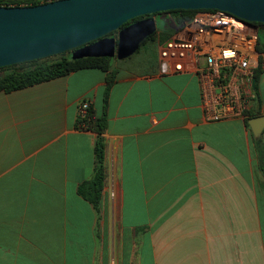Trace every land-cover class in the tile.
I'll return each mask as SVG.
<instances>
[{
    "label": "crops",
    "instance_id": "crops-1",
    "mask_svg": "<svg viewBox=\"0 0 264 264\" xmlns=\"http://www.w3.org/2000/svg\"><path fill=\"white\" fill-rule=\"evenodd\" d=\"M115 66L107 95L100 68L0 91V264H264V176L245 117L206 119L197 76L166 72L159 49L137 70ZM84 99L107 117L99 213L78 193L95 166Z\"/></svg>",
    "mask_w": 264,
    "mask_h": 264
},
{
    "label": "water",
    "instance_id": "water-1",
    "mask_svg": "<svg viewBox=\"0 0 264 264\" xmlns=\"http://www.w3.org/2000/svg\"><path fill=\"white\" fill-rule=\"evenodd\" d=\"M172 9H222L264 23V0H50L36 5H0V67L70 51L72 58L135 53L157 31L155 16L121 27L140 15ZM173 30L179 26L169 23ZM118 31L116 36H111ZM256 78H252V86ZM261 136L264 115L248 120Z\"/></svg>",
    "mask_w": 264,
    "mask_h": 264
},
{
    "label": "built area",
    "instance_id": "built-area-1",
    "mask_svg": "<svg viewBox=\"0 0 264 264\" xmlns=\"http://www.w3.org/2000/svg\"><path fill=\"white\" fill-rule=\"evenodd\" d=\"M159 42L166 72H191L198 78L204 117L218 121L245 117L252 105V78L260 67L259 27L222 9H197ZM89 101L78 104L79 128H87Z\"/></svg>",
    "mask_w": 264,
    "mask_h": 264
},
{
    "label": "trees",
    "instance_id": "trees-1",
    "mask_svg": "<svg viewBox=\"0 0 264 264\" xmlns=\"http://www.w3.org/2000/svg\"><path fill=\"white\" fill-rule=\"evenodd\" d=\"M50 0H0V5L15 6V5H36L44 3ZM195 10L192 9H172L165 12L164 19L167 23H170V19L180 21L183 18H188ZM158 13V12H157ZM140 15L125 22L121 27H124L132 22L145 17L155 16V14ZM259 27L258 31V45L257 48L260 52H264V42L261 41V28H264V23L254 22ZM118 31L112 32L111 36H116ZM155 33V32H154ZM153 33V34H154ZM153 34L145 38L142 43L153 37ZM140 44V46H141ZM140 46L136 52L139 51ZM116 57H82L72 58L70 51H65L56 55H52L46 58H38L29 61H24L16 64L6 65L0 67V91H11L18 88H22L28 85L39 83L45 80H49L58 76L66 75L72 71H76L83 68H100L107 71L106 79L108 86L106 87V95L109 91L112 82L114 81L115 73L118 71L113 60ZM146 60V59H145ZM147 64H152L155 61L146 60ZM145 64V63H143ZM140 64L139 66L143 65ZM261 73L260 67L254 71V77L256 78L255 85L253 86L255 105L245 110V121L248 124V120L251 117L256 116L258 112V106L260 103V97L258 94V78ZM86 127L96 132L95 140V166L94 172L91 178L82 181L78 186V193L88 200L97 213L100 212L102 191L107 176V165L105 160L106 141L104 132L107 125L106 114L101 116H93L91 109L89 108L88 118L85 120ZM253 141L256 144L259 157V168L264 176V147L261 143V138L253 137Z\"/></svg>",
    "mask_w": 264,
    "mask_h": 264
},
{
    "label": "rangeland",
    "instance_id": "rangeland-1",
    "mask_svg": "<svg viewBox=\"0 0 264 264\" xmlns=\"http://www.w3.org/2000/svg\"><path fill=\"white\" fill-rule=\"evenodd\" d=\"M155 19L157 31L153 34V37L145 43H142L138 52H135L129 57L123 59L116 57L113 60V63H117L128 69L137 70L140 68V64L147 62L146 60H151V62L156 61L159 42L170 37L174 31L171 27H169L167 21L163 17L156 15ZM261 36V41L264 42V28H261Z\"/></svg>",
    "mask_w": 264,
    "mask_h": 264
},
{
    "label": "flooded vegetation",
    "instance_id": "flooded-vegetation-1",
    "mask_svg": "<svg viewBox=\"0 0 264 264\" xmlns=\"http://www.w3.org/2000/svg\"><path fill=\"white\" fill-rule=\"evenodd\" d=\"M156 15H159V16H161V17H163L164 18V16L166 15L165 14V12L163 11V12H158L157 14H155V16ZM169 25V24H168ZM169 27H170V25H169Z\"/></svg>",
    "mask_w": 264,
    "mask_h": 264
}]
</instances>
